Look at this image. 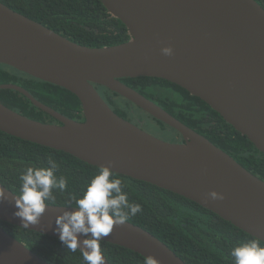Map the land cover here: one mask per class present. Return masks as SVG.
I'll use <instances>...</instances> for the list:
<instances>
[{"label":"water","instance_id":"1","mask_svg":"<svg viewBox=\"0 0 264 264\" xmlns=\"http://www.w3.org/2000/svg\"><path fill=\"white\" fill-rule=\"evenodd\" d=\"M99 1L127 28L128 42L82 46L0 2V64L70 92L81 103L84 117V122L68 119L22 87L0 85V90L20 93L58 122L40 123L0 103V132L177 194L264 243V181L121 82L153 78L179 86L264 154V9L255 0ZM164 47H171L172 54H163ZM95 85L170 127L183 143L161 140L122 119ZM212 191L224 199H213ZM68 208L73 207L47 205L39 224L26 229L13 215V204L4 201L0 221L58 239L55 218ZM78 238L82 242L91 234ZM100 242L144 259L154 257L159 264H186L159 239L126 221ZM0 264L48 263L0 226Z\"/></svg>","mask_w":264,"mask_h":264},{"label":"trees","instance_id":"2","mask_svg":"<svg viewBox=\"0 0 264 264\" xmlns=\"http://www.w3.org/2000/svg\"><path fill=\"white\" fill-rule=\"evenodd\" d=\"M255 1L264 9V0ZM0 2L82 46L90 48L117 46L130 39L127 28L110 16L99 0H0ZM121 82L204 136L217 148L232 156L244 169L264 181V154L203 101L164 80L129 78ZM9 84L22 87L37 101L64 117L84 122L81 103L76 96L0 64V85ZM94 87L113 112L122 119L142 129V122H137L136 117L145 116L160 132L170 135L171 140L167 142L179 143L178 138L181 136L170 127L108 89L96 85ZM0 103L31 120L44 124L58 123L34 107L18 92L0 90ZM49 157L58 164L57 177L60 175L66 177L68 185L64 192L54 189L55 202L45 201L46 205L75 208L76 205L71 198L82 196L89 181L98 174L99 168L64 152L26 142L2 132H0V184L19 196L21 184L19 176L27 167H48ZM113 178L121 180L122 191L127 194L129 204L141 205L142 210L134 216L129 215L126 222L152 234L186 264H234V259L229 255L230 250L234 246L255 239L177 194L118 174H114ZM0 226L48 264H84L80 251L74 253L68 251L62 247L58 239L1 221ZM259 242L260 246L264 247V243ZM100 249L110 264H144L145 261L140 255L111 244L100 242Z\"/></svg>","mask_w":264,"mask_h":264},{"label":"clouds","instance_id":"3","mask_svg":"<svg viewBox=\"0 0 264 264\" xmlns=\"http://www.w3.org/2000/svg\"><path fill=\"white\" fill-rule=\"evenodd\" d=\"M173 49L164 47L162 53L171 55ZM48 167H27L19 176L20 195L14 196L0 188V203H12L16 211L13 215L21 220L24 228L39 224L45 213V201L55 202L54 189L64 192L67 189L66 177H57L58 164L51 157ZM113 170L109 166H100L96 174L87 184L80 198L73 196L75 208L62 209L55 218L53 232L57 235L63 248L70 252H81L84 264H105L100 249V241L111 234L116 225L123 224L129 215L140 212V204H129L127 194L122 191L121 180L113 178ZM213 199H224L223 194L216 191L210 193ZM127 209L128 211H125ZM91 234L82 242L79 235ZM81 243L84 247H81ZM229 255L234 264H264V247L258 239L234 246ZM144 264H159L151 256L145 258Z\"/></svg>","mask_w":264,"mask_h":264},{"label":"rangeland","instance_id":"4","mask_svg":"<svg viewBox=\"0 0 264 264\" xmlns=\"http://www.w3.org/2000/svg\"><path fill=\"white\" fill-rule=\"evenodd\" d=\"M136 121L138 122H142V129L145 131H148L150 134L159 137V139L164 140V141H170L171 137L170 135L166 134V133H162L160 132L156 125L153 123H151V121L149 119H147V117H143V116H137L136 117Z\"/></svg>","mask_w":264,"mask_h":264},{"label":"flooded vegetation","instance_id":"5","mask_svg":"<svg viewBox=\"0 0 264 264\" xmlns=\"http://www.w3.org/2000/svg\"><path fill=\"white\" fill-rule=\"evenodd\" d=\"M179 140H178V142L179 143H183V139L180 137V138H178Z\"/></svg>","mask_w":264,"mask_h":264}]
</instances>
